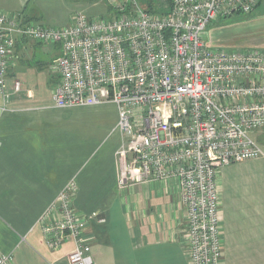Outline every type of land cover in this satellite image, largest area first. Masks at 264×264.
<instances>
[{"label": "built area", "instance_id": "1", "mask_svg": "<svg viewBox=\"0 0 264 264\" xmlns=\"http://www.w3.org/2000/svg\"><path fill=\"white\" fill-rule=\"evenodd\" d=\"M103 0L107 15L82 12L48 27L22 12L0 10V98L21 91L8 83L20 40L59 47L50 64L57 108L111 103L122 142L118 186L176 179L184 211L181 245L187 264H221L218 181L228 165L264 158L254 134L264 129V49L213 47L205 34L219 19L250 15L264 0ZM72 181L42 222L51 248L72 243L68 264H92L85 231L98 218L71 205ZM11 258L0 256V264Z\"/></svg>", "mask_w": 264, "mask_h": 264}, {"label": "crops", "instance_id": "2", "mask_svg": "<svg viewBox=\"0 0 264 264\" xmlns=\"http://www.w3.org/2000/svg\"><path fill=\"white\" fill-rule=\"evenodd\" d=\"M52 1L0 0V10L40 23ZM261 8L256 18H264V1L251 15ZM16 48L8 83L19 81L21 91L0 98V256L10 257V264H68L73 244L49 247L42 222L60 219L61 212L50 209L73 181L72 208L98 216L84 236L92 264H187L177 180L120 188L115 105L55 107L50 64L59 47L48 62L35 43L20 40ZM218 194L221 264H264V158L223 168Z\"/></svg>", "mask_w": 264, "mask_h": 264}, {"label": "rangeland", "instance_id": "3", "mask_svg": "<svg viewBox=\"0 0 264 264\" xmlns=\"http://www.w3.org/2000/svg\"><path fill=\"white\" fill-rule=\"evenodd\" d=\"M163 1L156 0L155 3H163ZM166 5L164 6L163 4L161 7L166 9ZM49 9L48 19H43L40 22L48 27L68 25L71 17L78 12H82L90 18H100L106 16L108 12L103 0H53ZM261 11L262 8L254 14H250L251 16L219 19L209 26L205 34L206 42L213 47L230 49L258 47L259 43L264 42V18H256ZM40 47L43 51L41 59L48 62L51 58V53L49 52H52L54 46ZM254 138L264 149V129L255 133Z\"/></svg>", "mask_w": 264, "mask_h": 264}, {"label": "trees", "instance_id": "4", "mask_svg": "<svg viewBox=\"0 0 264 264\" xmlns=\"http://www.w3.org/2000/svg\"><path fill=\"white\" fill-rule=\"evenodd\" d=\"M155 2H156V0L150 1L147 3V6H148V9L150 12H157L160 14L167 12V8L165 9V7H161V6H163V4H164V6L166 4L168 5L170 3V0H164L163 3H155Z\"/></svg>", "mask_w": 264, "mask_h": 264}]
</instances>
